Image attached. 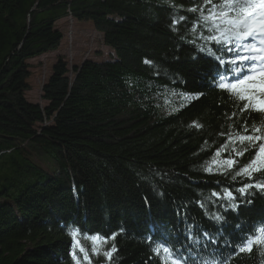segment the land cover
<instances>
[{
  "label": "trees",
  "instance_id": "1",
  "mask_svg": "<svg viewBox=\"0 0 264 264\" xmlns=\"http://www.w3.org/2000/svg\"><path fill=\"white\" fill-rule=\"evenodd\" d=\"M201 5L0 0V264H76L73 250L80 264H172L173 245L186 246L184 256L197 264H218L217 247L227 256L225 241L241 235L236 225L246 230L264 218V193L252 189V203L238 213L225 212L230 202L223 198V189L247 182L231 175L257 149L233 153L239 164L229 174L205 171L216 168L214 154L230 131L243 134L244 119L264 128V113L229 119L236 101L208 84L218 63L199 51L198 37L209 33L200 12L188 11ZM181 15L185 20L173 24ZM66 17L89 22L114 56L70 68L58 56L41 86L45 105L29 102V60L57 50L62 33L55 23ZM208 47L219 54V45ZM233 147L242 145L229 143L219 159ZM203 230L224 235L206 246L211 237L196 242ZM97 234L101 242L94 244ZM113 245L109 260L104 253ZM228 264H264V243Z\"/></svg>",
  "mask_w": 264,
  "mask_h": 264
},
{
  "label": "snow or ice",
  "instance_id": "2",
  "mask_svg": "<svg viewBox=\"0 0 264 264\" xmlns=\"http://www.w3.org/2000/svg\"><path fill=\"white\" fill-rule=\"evenodd\" d=\"M188 11L200 12L205 21L203 27L209 33L208 35L201 33L198 37L203 41L199 51L214 55L218 63L217 68L213 70L214 74L208 77V84L226 92L236 101L238 111H233L229 119L233 117L239 119L240 116L246 113L250 115L251 112L264 113V0H259V4L254 3L253 0H225V3L222 4L219 3V0H216L215 3L214 0H203V5L199 8L193 7ZM205 12L208 15H204ZM184 20L185 17L181 15L179 21L173 20V24ZM208 21H211V24H208ZM193 32H195V28H193ZM210 44L220 46L216 50L218 55L208 47ZM145 63L148 64L150 61L146 60ZM201 95L203 93H197V99ZM238 127L242 129L243 134L230 131L227 134L228 140L214 154L212 163L216 165V168L209 166L205 169L208 173L218 171L229 174L228 170L239 164V160L233 158V153L236 157H244L250 148L257 149L247 163L231 175L233 181H236L237 177L247 178V182H241V186L234 189L239 198L234 195L233 191L227 188L223 189V198L230 202L225 208V212L231 210L237 213L240 205L252 203V200L248 199L254 195L252 189L264 193V128H258L254 123L249 126L247 119H244ZM237 141L242 147L239 149L233 147L232 151L228 153V158L219 159L221 153L228 149L229 143L235 145ZM258 141L259 143H257ZM213 195L218 196L219 193L213 192ZM237 200L238 202H236ZM211 218L218 223H227L226 217L218 213H213ZM258 226H264V218L248 226L246 230L243 225H236L241 235L235 241H225L224 246L230 249L229 254L225 256L218 246L213 260L218 257V264H228L234 255L251 252L254 244L264 243V227H259L261 235H257ZM69 234L73 237V246H77L79 241L75 239L76 231H71ZM223 235L222 230L217 233L203 230L197 234L196 242H199L200 238L211 237V239H207L206 246L218 245L219 239ZM90 238L94 244L101 242L99 234ZM107 239L108 237H104L105 241ZM111 239H115V234L111 235ZM186 239L189 243L192 242L191 235H187ZM160 243L165 245L163 252L169 253L168 241L162 240ZM116 250V246L113 245L104 255L111 260ZM187 250L184 245L179 248L173 245L171 247L172 264H197L190 254L187 258L184 256V252ZM84 251V248L81 247L80 252ZM70 255L76 264H80L74 250ZM85 259H88L87 255H85Z\"/></svg>",
  "mask_w": 264,
  "mask_h": 264
},
{
  "label": "rangeland",
  "instance_id": "3",
  "mask_svg": "<svg viewBox=\"0 0 264 264\" xmlns=\"http://www.w3.org/2000/svg\"><path fill=\"white\" fill-rule=\"evenodd\" d=\"M55 26L62 33L57 50L29 60L30 75L27 82L30 90L25 92V98L41 106L45 105L40 99L41 86L51 73V66L58 56L66 60L68 68L84 59L103 61L114 56L104 45L102 35L96 32L89 22L66 17L57 21Z\"/></svg>",
  "mask_w": 264,
  "mask_h": 264
},
{
  "label": "crops",
  "instance_id": "4",
  "mask_svg": "<svg viewBox=\"0 0 264 264\" xmlns=\"http://www.w3.org/2000/svg\"><path fill=\"white\" fill-rule=\"evenodd\" d=\"M63 20V19H62Z\"/></svg>",
  "mask_w": 264,
  "mask_h": 264
}]
</instances>
